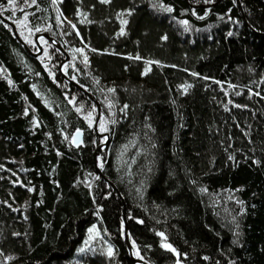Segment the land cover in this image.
<instances>
[{
    "label": "trees",
    "instance_id": "16d2710c",
    "mask_svg": "<svg viewBox=\"0 0 264 264\" xmlns=\"http://www.w3.org/2000/svg\"><path fill=\"white\" fill-rule=\"evenodd\" d=\"M0 13V264H264V0Z\"/></svg>",
    "mask_w": 264,
    "mask_h": 264
},
{
    "label": "water",
    "instance_id": "95a60500",
    "mask_svg": "<svg viewBox=\"0 0 264 264\" xmlns=\"http://www.w3.org/2000/svg\"><path fill=\"white\" fill-rule=\"evenodd\" d=\"M0 18H1L5 23H7V24H9V25L12 26V28H13V30H14V33H15V35H16V37H17V39H18V40L20 41V43H22V44L26 47V49L29 51V48L25 45V43L23 42V40H22L21 37L19 36V34H18V32H17V29H16V26H15L13 23H11L10 21H8L7 19H5V18L1 15V13H0ZM40 37H44V38L49 39V41H51L52 43H54L59 49L62 50L61 45H60L59 43H56V42L54 41V39H53L52 37H50L48 34H41V35H39V36L37 37V40H38V38H40ZM41 53H42V46L39 44V52L35 53L34 55H35V56H39ZM68 60H69V56L67 55L66 60L61 64L60 70H61V72L63 73V75H64V72H63V66H64V64H65ZM64 76H65V75H64ZM70 83H71L72 85L76 86L80 91L86 93V94H87V95H88L93 101H95V102L97 103L98 111H99V117H98V120H97V122H96L95 129H96V132H98V121H99L100 113H101V107H100L99 103L97 102V100L95 99V97H94L92 94H90V93H89L88 91H86L83 87H81L80 85H78L76 82L70 80ZM73 145H74L75 147H83V146L85 145L84 132H83L82 130H77V131L75 132V134L73 135ZM106 146H107V142H105L102 146H100L99 149L105 148ZM99 149H98V150H99ZM97 171H98L99 173H101L100 170H99L98 168H97ZM125 219H126V218H125ZM126 241H127L128 247H129L130 252H131V257H132V259H133V263H134V264H147V263L144 262L143 260H140V259H136V258H135L134 250H133V247H132V245H131V243H130V239H129V227H128V225L126 226Z\"/></svg>",
    "mask_w": 264,
    "mask_h": 264
},
{
    "label": "snow or ice",
    "instance_id": "6c2138e0",
    "mask_svg": "<svg viewBox=\"0 0 264 264\" xmlns=\"http://www.w3.org/2000/svg\"><path fill=\"white\" fill-rule=\"evenodd\" d=\"M170 10V9H169ZM110 91H114V89H110ZM169 247H171V246H169ZM173 251H175V249H172Z\"/></svg>",
    "mask_w": 264,
    "mask_h": 264
}]
</instances>
